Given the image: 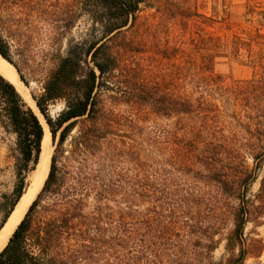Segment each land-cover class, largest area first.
<instances>
[{
	"label": "trees",
	"instance_id": "obj_1",
	"mask_svg": "<svg viewBox=\"0 0 264 264\" xmlns=\"http://www.w3.org/2000/svg\"><path fill=\"white\" fill-rule=\"evenodd\" d=\"M145 1L68 0L61 17L52 21L53 51L44 54L48 65L42 67L29 43L10 41L0 30V55L20 79L27 83L26 72L36 70L44 76L42 90L32 98L54 146L42 187L0 249V264H216L211 253L219 244L214 238L219 222L203 219L215 213L218 202L201 195L200 183L237 198V205L229 204L233 227L226 247L238 253L224 264L244 263L248 252L243 229L252 205L245 190L256 173L245 165V143L232 128L244 125L236 110L241 82L224 86L213 71L220 36L197 30L190 42L193 53L166 70L162 83L138 80L127 90L136 104L175 117L179 131L145 133L135 117L121 114L110 102L114 80L125 65L121 50L147 44L143 34L139 40L125 38L129 28L136 31ZM179 12L184 23L202 16L189 8ZM83 15L90 22L84 36L66 38ZM119 36L122 40L114 48L110 41ZM260 37L254 53L260 72L247 81L257 89L253 96L264 92V37L259 32L249 37L250 44ZM240 43L242 38L235 35V50ZM176 50L184 55L187 51L178 46L161 49L166 57ZM170 80H177L175 92ZM216 93L223 109L210 100ZM56 102L62 108L52 115L49 106ZM257 114L260 135L256 143L247 144L256 165L264 159V109ZM0 116L15 134L16 149L15 182L1 204V227L39 161L44 128L2 74ZM167 174L177 176L175 190L168 186ZM258 194L264 197V175ZM90 229L96 231L95 241ZM92 251L97 258L90 256ZM202 254L205 261L198 257Z\"/></svg>",
	"mask_w": 264,
	"mask_h": 264
},
{
	"label": "rangeland",
	"instance_id": "obj_2",
	"mask_svg": "<svg viewBox=\"0 0 264 264\" xmlns=\"http://www.w3.org/2000/svg\"><path fill=\"white\" fill-rule=\"evenodd\" d=\"M67 1L0 0V30L3 36L10 41L29 43L35 54V62L39 64V67L48 65L45 62L44 54L53 51L52 21L61 17V12ZM181 8H189L193 12L202 14V16H193L184 23L179 12ZM137 14L136 31H133L134 28H129L125 32V38L139 40L140 34H143L147 44L138 42L131 50H121L122 64L125 65L117 73V78L114 80L113 90L110 91L113 95L110 102L121 114L131 116L133 119L135 117L138 124L144 128L145 133L165 135L163 131L167 128L174 129V131H179V129H177L175 117H165L151 111L147 106L136 104L134 95L127 91L130 90V86H134L138 80L146 81L148 84L162 83L166 70L174 68L173 64L184 61L186 56L193 53L190 42L191 38L196 36L197 30L220 36L221 44L217 50L213 51V71L221 76V82L224 86L235 80L241 82V89L238 94L241 99L236 110L239 112L244 125L243 128L234 126L232 128L238 132V135L242 136L245 143L242 145L245 165L248 169L254 168L256 173V178L245 190L246 197L252 205L250 216L243 229L244 246L248 252L243 264H264V197L260 196L262 194H258L260 180L264 175V159L256 165L249 153L250 149L247 148V144L257 142V136L260 135L258 128H261L257 123L258 118H260L257 113L258 109H264V92L262 95L257 93L256 96H253L252 92L257 89L253 90V86L247 83L248 79L257 78L260 72L254 53L262 38L256 39L255 42L258 43L252 42L250 44L249 37L256 35L257 32L264 37V0H146L140 4V10ZM89 23L88 18L83 15L75 26L66 33V38L77 39L84 36ZM235 35L242 38L238 50H235V45H232ZM66 38L63 39L62 51L66 46ZM121 40L122 37L119 36L110 41V44L116 48ZM166 46L169 48L178 46L187 51L184 55L176 50L172 52L173 57H171L172 55L166 57L168 54L161 51ZM43 77L42 73L36 70L26 72L27 83L21 80L30 91L31 98L33 94H38L42 90ZM184 81L189 82V80ZM176 82L177 80H170L171 90L174 92L176 91L174 87ZM256 82L253 80V83ZM196 94L194 95L196 96ZM210 100L216 103L220 109H223V102L217 93ZM28 105L32 108L30 104ZM49 108L50 113L54 115L62 108V103L50 104ZM226 108L229 111L233 110L231 104L227 105ZM41 123L44 128V123L46 124L44 118ZM48 146L51 156L54 147L51 133L48 138ZM15 155V134L7 124L6 118L0 116V220L2 217L1 204L5 200V196L12 193L15 182ZM36 168L37 165L27 174V185L30 184ZM165 177H167L168 186L175 190V185L172 183L178 180L177 176L167 174ZM197 186L200 187L203 193L201 195L205 199L210 197L218 202V209L215 210V213L213 212L212 215L203 220L205 223L210 222V224L219 222L220 228L214 236L216 239L219 238V244L212 251L211 259L216 264H224L230 256L238 253L237 248L228 249L226 247V237L233 227L229 206L237 205L238 200L234 196L221 193L216 186L211 184L200 183ZM149 205L147 204V206ZM159 209L162 210V208ZM203 212L205 214V209ZM89 232L92 241H95L96 231L90 229ZM92 241L90 244L93 246ZM90 256L97 258L93 251ZM203 256L205 254L198 257L205 261Z\"/></svg>",
	"mask_w": 264,
	"mask_h": 264
},
{
	"label": "bare ground",
	"instance_id": "obj_3",
	"mask_svg": "<svg viewBox=\"0 0 264 264\" xmlns=\"http://www.w3.org/2000/svg\"><path fill=\"white\" fill-rule=\"evenodd\" d=\"M0 74H2L7 80H9L15 86L16 90L21 94L24 100L32 106L34 112L38 115V117L42 122L43 120L42 115L38 111L32 98L30 97V93H29L30 91L18 77V74L14 66H12V64H10L1 55H0ZM49 136H50V130L48 129L47 124L44 123V134L42 138L40 163L37 165L36 170L33 172V176L30 182L31 184L28 187L27 191L23 194L21 201L18 203L16 209L10 216L8 222L0 229V249L7 243L9 236L11 235L17 223L22 218L26 208L28 207L31 200L34 198L37 190H39V187L41 186L44 178L46 177L49 167V159H50V147L48 146Z\"/></svg>",
	"mask_w": 264,
	"mask_h": 264
},
{
	"label": "water",
	"instance_id": "obj_4",
	"mask_svg": "<svg viewBox=\"0 0 264 264\" xmlns=\"http://www.w3.org/2000/svg\"><path fill=\"white\" fill-rule=\"evenodd\" d=\"M4 58V57H3ZM10 63V62H9ZM11 64V63H10ZM13 66V65H12ZM19 77V76H18ZM21 80V79H20ZM41 157V156H40ZM40 163V158H39V161H38V163H37V165ZM48 173V172H47ZM31 184V183H30ZM30 184L29 185H27V188H26V190L25 191H23V193L20 195V197L18 198V200H17V202L15 203V205H14V207H13V209L11 210V212L9 213V215H8V217L6 218V220L4 221V223H3V225L0 227V229L8 222V220H9V218H10V216L12 215V213L14 212V210L16 209V207H17V205H18V203L21 201V198H22V196H23V194L27 191V189H28V187L30 186ZM33 200V199H32ZM31 200V201H32ZM31 203V202H30ZM29 203V204H30ZM27 209V208H26ZM26 211V210H25ZM25 213V212H24ZM24 215V214H23ZM23 217V216H22ZM19 223V222H18ZM17 223V224H18ZM16 227V226H15ZM13 232V231H12Z\"/></svg>",
	"mask_w": 264,
	"mask_h": 264
}]
</instances>
